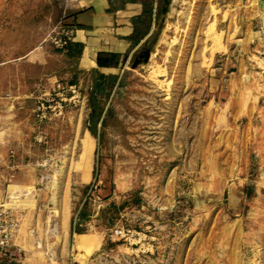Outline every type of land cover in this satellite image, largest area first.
Listing matches in <instances>:
<instances>
[{
    "label": "rangeland",
    "instance_id": "rangeland-1",
    "mask_svg": "<svg viewBox=\"0 0 264 264\" xmlns=\"http://www.w3.org/2000/svg\"><path fill=\"white\" fill-rule=\"evenodd\" d=\"M68 1L0 0V199L20 263L264 264V0H157L107 94L78 45L57 53Z\"/></svg>",
    "mask_w": 264,
    "mask_h": 264
},
{
    "label": "crops",
    "instance_id": "crops-1",
    "mask_svg": "<svg viewBox=\"0 0 264 264\" xmlns=\"http://www.w3.org/2000/svg\"><path fill=\"white\" fill-rule=\"evenodd\" d=\"M149 1H68L66 20L77 28L74 45L57 53L61 56L72 55L78 50V45L82 49L79 69L117 75L122 62L133 56L150 34L151 19L156 14L158 3L155 0V7L151 8L155 13H152L147 11ZM83 50V57L87 59L82 58ZM7 262L8 257L0 252V263Z\"/></svg>",
    "mask_w": 264,
    "mask_h": 264
},
{
    "label": "built area",
    "instance_id": "built-area-1",
    "mask_svg": "<svg viewBox=\"0 0 264 264\" xmlns=\"http://www.w3.org/2000/svg\"><path fill=\"white\" fill-rule=\"evenodd\" d=\"M76 30L77 28L72 24L60 25L58 31L52 36L54 45L63 50L70 49L74 45ZM9 238L5 210L0 199V252L8 257L7 263L0 264H21L18 249L9 246Z\"/></svg>",
    "mask_w": 264,
    "mask_h": 264
},
{
    "label": "trees",
    "instance_id": "trees-1",
    "mask_svg": "<svg viewBox=\"0 0 264 264\" xmlns=\"http://www.w3.org/2000/svg\"><path fill=\"white\" fill-rule=\"evenodd\" d=\"M159 15V14H158ZM100 64V57L98 59ZM117 75L116 74H104L100 73V75L95 80V87L98 94H107L113 89L114 84L116 83Z\"/></svg>",
    "mask_w": 264,
    "mask_h": 264
},
{
    "label": "water",
    "instance_id": "water-1",
    "mask_svg": "<svg viewBox=\"0 0 264 264\" xmlns=\"http://www.w3.org/2000/svg\"><path fill=\"white\" fill-rule=\"evenodd\" d=\"M166 2H169V0H165ZM139 59V57H136V60H138Z\"/></svg>",
    "mask_w": 264,
    "mask_h": 264
}]
</instances>
